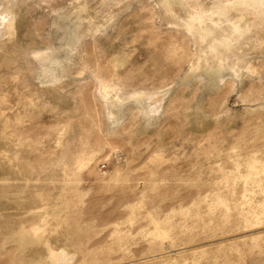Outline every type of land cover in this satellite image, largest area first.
<instances>
[{"label": "rangeland", "instance_id": "obj_1", "mask_svg": "<svg viewBox=\"0 0 264 264\" xmlns=\"http://www.w3.org/2000/svg\"><path fill=\"white\" fill-rule=\"evenodd\" d=\"M0 264H264V0H0Z\"/></svg>", "mask_w": 264, "mask_h": 264}]
</instances>
